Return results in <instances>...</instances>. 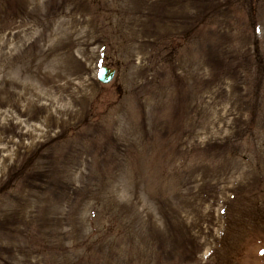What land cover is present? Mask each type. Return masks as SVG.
Listing matches in <instances>:
<instances>
[{"label":"rangeland","instance_id":"obj_1","mask_svg":"<svg viewBox=\"0 0 264 264\" xmlns=\"http://www.w3.org/2000/svg\"><path fill=\"white\" fill-rule=\"evenodd\" d=\"M0 264H264V0H0Z\"/></svg>","mask_w":264,"mask_h":264},{"label":"water","instance_id":"obj_2","mask_svg":"<svg viewBox=\"0 0 264 264\" xmlns=\"http://www.w3.org/2000/svg\"><path fill=\"white\" fill-rule=\"evenodd\" d=\"M114 72L113 68L102 66L98 75L99 81L108 83L112 79Z\"/></svg>","mask_w":264,"mask_h":264},{"label":"bare ground","instance_id":"obj_3","mask_svg":"<svg viewBox=\"0 0 264 264\" xmlns=\"http://www.w3.org/2000/svg\"><path fill=\"white\" fill-rule=\"evenodd\" d=\"M53 80V78L51 77V81Z\"/></svg>","mask_w":264,"mask_h":264}]
</instances>
